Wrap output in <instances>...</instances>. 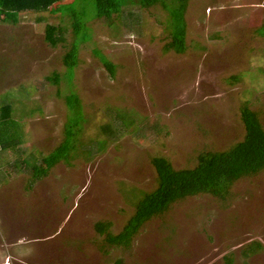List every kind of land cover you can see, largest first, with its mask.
Segmentation results:
<instances>
[{
  "label": "rangeland",
  "instance_id": "rangeland-1",
  "mask_svg": "<svg viewBox=\"0 0 264 264\" xmlns=\"http://www.w3.org/2000/svg\"><path fill=\"white\" fill-rule=\"evenodd\" d=\"M93 6L80 16L93 44L80 45L71 80L63 63L74 38L67 18L24 13L17 25L0 23V107L11 105L24 140L18 152L0 154V264H264V171L238 181L225 201L199 195L173 204L128 250L103 252L95 230L103 221L120 233L137 197L156 188L152 157L182 170L194 168L201 152L229 149L244 138L245 103L264 126V37L257 34L264 0H192L184 54L164 52L171 37L161 6H131L141 20L134 31L124 15L97 20ZM47 24L66 29L64 44L45 42ZM94 49L115 65L114 77ZM71 93L85 115L75 157L29 189L30 174L14 160L38 162L63 141ZM111 112L118 123L130 121L116 140L101 129L114 124ZM255 243L261 248L244 256Z\"/></svg>",
  "mask_w": 264,
  "mask_h": 264
},
{
  "label": "trees",
  "instance_id": "trees-1",
  "mask_svg": "<svg viewBox=\"0 0 264 264\" xmlns=\"http://www.w3.org/2000/svg\"><path fill=\"white\" fill-rule=\"evenodd\" d=\"M192 0H72L64 3L63 0H0V23L17 25L20 15L24 13H49L67 18L73 32V41L70 49L63 57V63L71 77L79 64V48L82 44L92 45L88 23L81 17L86 15V6L91 4L95 8L97 20L111 23L114 15H124L123 24L129 31H134L140 25L139 13L133 12L130 7L137 6L145 10L161 6L169 17L171 41L164 46V52L184 54L187 50L186 13ZM56 9H52L53 7ZM81 16V17H80ZM66 29L61 25L47 24L44 40L52 48L65 43ZM89 33V34H88ZM257 34L264 37V23L258 28ZM93 54L101 64L114 77L116 67L100 51L94 49ZM233 80H239L233 77ZM58 84L60 77L54 76ZM69 115L64 125L63 141L48 155L38 162L30 163V159H15L14 166L30 174L29 189L38 181L48 176V168L64 163L71 165L74 157L73 151L77 147V137L83 131L84 111L82 102L76 93L64 97ZM241 121L244 126V138L224 151H204L196 158L194 168L175 170L164 157L155 156L150 159L157 176V186L151 192H141L137 197L133 215L125 223L118 234L111 232V222H98L95 230L103 238L104 246L128 250L133 239L141 229L154 218L161 217L169 211L171 206L184 199L199 195H209L218 200L225 201L230 196L233 186L240 180L257 175L264 171V126L258 114L248 103L241 109ZM114 124H105L101 127L103 134L111 140L120 138L127 132V125L119 121V115L111 112ZM155 129L157 126L149 127ZM22 124L12 118V107L4 104L0 107V154L9 150L18 152L22 146ZM104 248V247H103ZM261 248L259 243L250 245L243 253L244 256ZM231 261L228 260V264ZM114 264H123L116 259Z\"/></svg>",
  "mask_w": 264,
  "mask_h": 264
},
{
  "label": "crops",
  "instance_id": "crops-1",
  "mask_svg": "<svg viewBox=\"0 0 264 264\" xmlns=\"http://www.w3.org/2000/svg\"><path fill=\"white\" fill-rule=\"evenodd\" d=\"M104 244L101 245L100 249L104 252L106 249L103 248ZM105 249V250H104ZM108 253V252H107Z\"/></svg>",
  "mask_w": 264,
  "mask_h": 264
}]
</instances>
